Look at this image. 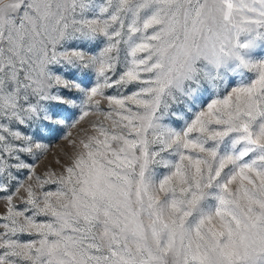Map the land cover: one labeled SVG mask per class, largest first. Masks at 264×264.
<instances>
[{
	"label": "snow or ice",
	"instance_id": "snow-or-ice-1",
	"mask_svg": "<svg viewBox=\"0 0 264 264\" xmlns=\"http://www.w3.org/2000/svg\"><path fill=\"white\" fill-rule=\"evenodd\" d=\"M0 194V264H264V0H0Z\"/></svg>",
	"mask_w": 264,
	"mask_h": 264
},
{
	"label": "rangeland",
	"instance_id": "rangeland-1",
	"mask_svg": "<svg viewBox=\"0 0 264 264\" xmlns=\"http://www.w3.org/2000/svg\"><path fill=\"white\" fill-rule=\"evenodd\" d=\"M97 2H101V0H97ZM97 119L95 116H90L86 118L84 122H82L79 126L72 129H65V132L71 131V136L68 140H64L62 138V134H57L50 138L51 140V153L45 158L38 162L37 165V174H41L44 171V168L50 161H52L57 154L63 155L65 151L71 152V141L74 139H79L81 135H83V129L87 128L89 123L93 120ZM158 171H165L164 169H158ZM2 195V194H0ZM19 207H23V205L19 204V201H16ZM6 210V202L3 199H0V214L4 213ZM21 239H28L27 236L21 237Z\"/></svg>",
	"mask_w": 264,
	"mask_h": 264
}]
</instances>
